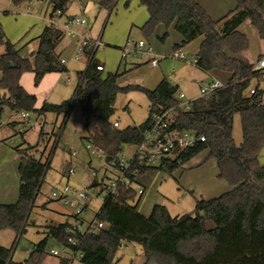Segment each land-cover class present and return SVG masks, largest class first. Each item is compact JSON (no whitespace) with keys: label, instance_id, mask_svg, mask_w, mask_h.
I'll list each match as a JSON object with an SVG mask.
<instances>
[{"label":"trees","instance_id":"1","mask_svg":"<svg viewBox=\"0 0 264 264\" xmlns=\"http://www.w3.org/2000/svg\"><path fill=\"white\" fill-rule=\"evenodd\" d=\"M12 1L14 5H21L28 0ZM65 2L61 0L55 10H62ZM113 2L98 0L106 9ZM141 2L150 15L143 27L147 36L152 35L159 24L167 28L174 24L183 36V45L202 37L195 65L203 71L229 72L234 83L208 98L193 100L188 110L182 109L176 98L178 86L167 79L150 90L140 85L121 87L118 84L120 73H109L103 78V64L86 41L88 65L77 73L79 83L73 96L60 104L45 103L36 108V97L24 90L21 75L34 72L35 84L39 85L46 74L67 71L55 51L65 32L54 24L47 26L38 40L33 64L18 55L0 22V46L5 47L0 57V105H7L18 113L36 114L38 119L48 113L64 117L60 128L52 134L51 144L41 140L45 136L42 130L36 145L22 142L15 148L20 157L19 198L14 204H0V221L19 235L25 233L74 105L81 106L85 117L84 139L99 147L112 165L118 163L125 146H136L143 141L155 114L175 108L174 126L192 130L204 136L205 141L182 151L179 162L165 161L159 167H146L135 160L133 169L138 173L135 181L143 188V194L137 196L133 188L121 186L118 194L105 198L96 218L108 227L80 236L82 263L118 264V250L125 242H132L142 246L146 257L144 264H264V166L259 161L264 148V89L247 94L252 80L263 74H255L253 65L238 57L249 47L246 35L238 31L244 21L250 20L264 41V0H237L236 8L218 21L213 20L197 0ZM130 91H140L147 96L149 116L140 125L115 128L112 117L117 96ZM237 115L242 125L240 144L233 136ZM206 150L216 159L219 177L231 186V190L215 198L196 199L194 211L182 216H171L166 206L160 204H155L148 216L140 211L141 197L152 188L158 171L172 174ZM97 185L99 183L94 182L92 187ZM70 228L69 221L47 226L45 239L37 243L21 263L12 260V249L0 246V264H42L49 240L67 244ZM61 264L70 262L61 260Z\"/></svg>","mask_w":264,"mask_h":264},{"label":"crops","instance_id":"2","mask_svg":"<svg viewBox=\"0 0 264 264\" xmlns=\"http://www.w3.org/2000/svg\"><path fill=\"white\" fill-rule=\"evenodd\" d=\"M6 1L7 5L12 3L13 7L12 0ZM197 2L215 21L224 18L237 5V0H197ZM60 3L61 0H28L23 6L14 5V11L11 14L6 10H0V22L6 38L14 45L21 58L28 59L33 64L36 60L38 40L45 28L54 24L65 32V37L55 51L61 62L64 61L62 63L67 71L48 73L39 85L35 84L34 72H25L21 75L20 83L24 90L36 97V108H41L45 103L60 104L73 96L79 83L77 73L84 71L88 65L85 57L81 60L74 57L77 41L80 37H84L91 42L101 39L102 44L94 51L96 57L103 64L102 76L105 78L109 73H120L118 84L121 87L140 85L153 90L157 88L163 79H167L178 86L177 95L178 93H184L186 96L185 101L192 102L200 98L201 94L194 96L184 91L187 83L191 81L198 82L200 89L203 85L215 81L227 86L234 83V81H231V73L229 72L220 70L203 71L195 65L194 61L203 40L202 37L183 45V36L175 29L174 24L168 28L164 24H159L153 34L147 36L143 31V27L150 15L148 8L142 4L141 0H114L109 9L102 8L98 0H66L62 10H55V6L60 5ZM87 11L91 14V17H87ZM78 17H84L87 20V25L73 23L74 19ZM91 18H94V22ZM103 20L105 31L95 33L96 23ZM66 26H69L68 29L75 33L74 36L68 35ZM238 31L246 35L249 40L248 49L241 52L238 57L243 62L254 66L264 57V41L250 20L244 21L239 26ZM141 40H144L152 48L153 54L130 56L123 63L121 50L128 42ZM177 47L178 50L187 53L186 60L173 58V53L177 50ZM4 53L5 47L0 46V57ZM153 58L159 60L157 67L151 65ZM1 78L2 72L0 71V80ZM262 78L264 79V73ZM257 84H260L258 79H253L251 87ZM249 90L247 94H250ZM1 94L4 96L5 92L2 91ZM149 111L150 103L148 104V116ZM0 120L6 122V125H0V204L10 205L18 201L21 183L19 173L20 157L15 148L22 142L36 145L40 140L42 130L45 135H52L62 125L64 117L48 113L43 118L38 119V124L23 136L17 135L21 123L24 122L18 112L11 110L7 105H0ZM30 133L35 137L33 142L29 138ZM235 141L240 144L242 138L239 137ZM259 161L264 166V148L261 151ZM182 169L175 171L173 174L178 177L180 189L193 192L195 199H211L231 190V186L219 177L217 161L210 156L208 150L186 163ZM65 170H62V173L67 176ZM112 175V173H109L107 178ZM90 183L93 184L89 181ZM95 188L101 190L98 185ZM146 195L148 199L152 198L151 189L147 190L141 197L139 209L142 208ZM52 201L54 200L52 199ZM43 207L45 208L46 205L44 204ZM63 207L66 208L64 205ZM151 209L147 213L141 212L148 216ZM68 210L67 213H60L61 216L58 219L53 215V218L47 219L44 224L39 225L35 222L34 226L39 227L40 231L34 237L25 239L23 243L20 242V235L15 229L0 221V246L12 249V260L14 262H24L34 246L45 239L47 226L58 225L67 221L71 223L72 211ZM59 244L55 239H50L48 247L58 246ZM116 259L118 264H144L146 261L142 246L132 242L123 244L116 254ZM61 260L47 254L42 264H61Z\"/></svg>","mask_w":264,"mask_h":264},{"label":"built area","instance_id":"3","mask_svg":"<svg viewBox=\"0 0 264 264\" xmlns=\"http://www.w3.org/2000/svg\"><path fill=\"white\" fill-rule=\"evenodd\" d=\"M73 23L77 25H87V20L84 17H78L74 19ZM65 28L68 30V35H75L73 31L68 29L69 26H66ZM86 41L88 40L84 37H80L77 41L74 54L75 59L81 60L85 57ZM88 42L94 50L102 44L101 39L94 42ZM142 54H153V50L144 40L138 42L130 41L122 49V61L125 63L130 56H138ZM173 58L186 60L187 53L182 50H176L173 53ZM62 62L64 63V61ZM158 64L159 60L157 58L151 60V65L153 67H157ZM253 72L255 74L264 73V57L253 66ZM262 80L263 78H259L258 82L260 83ZM226 87L227 85L215 81L203 85L200 89V94L201 97L208 98L213 93ZM259 88L260 84L251 87L249 90L250 94H255ZM185 97L184 93H178L176 96L179 102L178 106L182 109L188 110L191 106V101H185ZM19 114L24 122L21 123L17 135L23 136L27 131L31 130L38 124V117L35 114V118H33L31 113L25 111H22ZM175 121V108H170L161 113L155 114L150 128L144 134L143 141L135 146L136 150L134 154L126 158L123 156V152L116 165L109 164L106 161V155L99 147L92 143L87 144V150L94 157L102 160L104 168L110 173H112L111 170L115 173L107 178L106 182L103 184L102 190L97 194L90 193L87 188L80 189L72 187L68 183L52 190L51 198L72 211V222L71 228L68 230L70 234L67 238V244L47 247V254L62 260H67L70 263H82L83 253L80 250V236L88 233H96L108 227L107 224L98 221L97 218L92 222H88L84 219V216L88 213V208L91 206L92 200H100L103 203L107 196L118 194L121 186L133 188L136 191L137 196L142 195L143 188L135 181L138 177L137 171L133 169V162L135 160H137L140 165L146 167H157L165 161L179 162L180 153L182 151L205 141L204 136L198 135L192 130L176 128L174 126ZM0 125H6V122L0 120ZM113 125L115 128H119V122H114ZM53 139L54 138L51 135H45L41 138L44 143L48 144H51ZM75 154V152L71 153V156L74 157ZM65 173L68 177H72L76 174V167L72 165V162L68 163ZM92 177V182L97 180V173L95 171L92 172Z\"/></svg>","mask_w":264,"mask_h":264},{"label":"rangeland","instance_id":"4","mask_svg":"<svg viewBox=\"0 0 264 264\" xmlns=\"http://www.w3.org/2000/svg\"><path fill=\"white\" fill-rule=\"evenodd\" d=\"M6 2V0H0V10H6L11 14L14 11V5L12 7V3L7 5ZM23 5L24 3L19 6ZM86 14L87 17H91V14L88 11ZM93 20L94 18L92 19V22H94ZM102 30L105 31L104 20L96 23V26L94 27L95 33H99ZM75 78L77 83L76 75ZM260 84V87L264 88V79L260 82ZM199 89V83L191 81L187 83L184 91L197 96L200 94ZM148 104L149 101L147 96L140 91L119 93L116 99L115 114L113 115L112 120L119 122L120 129L128 126L140 125L148 118ZM32 116L35 118V114H32ZM34 131H36V129H34ZM46 135L50 136L51 134ZM85 136V117L82 113L81 106L76 104L73 106L66 119L60 141L52 157L50 167L46 171L44 183L28 220L26 232L24 235H20L19 240L21 243H23L25 239H30L38 234L37 232L40 231V228L34 226L35 222L41 225L44 224L47 219L53 218V215L56 219H58L61 216L59 215L60 213H67V211H69L64 208L62 204L52 201L51 192L53 188L62 187L68 183L72 187L80 189L87 188L90 193L97 194L99 189L90 187L91 183L89 184V181H93L92 172L95 171L97 173V180L94 182L99 183L98 187L102 190L103 184L106 182L107 175L110 172L104 168L102 160L94 157L87 150L88 143L84 139ZM233 136L235 139H238L239 137L242 138V125L239 115L235 117ZM29 138L32 142L35 141V137L32 133L29 134ZM135 150V146L127 145L124 147L123 156L126 158L130 157L134 154ZM74 152L76 154L72 157L71 153ZM68 162H72V165L76 167V174L71 178H68L62 173V170L67 169ZM159 166L160 165L157 167ZM111 171L112 174L115 173L113 170ZM173 173L169 174L164 171H158V175L154 179L153 186L151 188L152 198L148 199V196L146 195L140 211L147 213L155 203L166 206L169 213L173 217L190 214L194 211L196 206L194 193L182 191L180 189L181 186L179 184L178 177ZM44 204L46 205L45 208L43 207ZM101 205L102 201L96 199L92 200L91 206L88 208V213L84 216V219L88 222L95 220ZM73 264L80 263L74 262Z\"/></svg>","mask_w":264,"mask_h":264},{"label":"water","instance_id":"5","mask_svg":"<svg viewBox=\"0 0 264 264\" xmlns=\"http://www.w3.org/2000/svg\"><path fill=\"white\" fill-rule=\"evenodd\" d=\"M13 66V65H12Z\"/></svg>","mask_w":264,"mask_h":264}]
</instances>
